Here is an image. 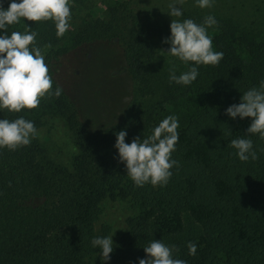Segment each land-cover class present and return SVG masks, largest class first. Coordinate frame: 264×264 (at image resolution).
Returning a JSON list of instances; mask_svg holds the SVG:
<instances>
[{"label":"trees","instance_id":"obj_1","mask_svg":"<svg viewBox=\"0 0 264 264\" xmlns=\"http://www.w3.org/2000/svg\"><path fill=\"white\" fill-rule=\"evenodd\" d=\"M248 2L246 14L195 6L176 18L202 24L212 15L218 22L207 32L223 58L201 65L188 86L168 80L170 69L179 75L188 65L163 62L159 41L170 35L171 22L134 0L110 2L103 17L87 16L62 37L51 20L26 21L47 65L73 50L79 65L71 66L68 89L49 70L53 90H62L58 97L46 95L37 108L19 113L0 111V119L23 116L39 129L48 115H58L78 152L70 168L53 160L36 136L15 151L0 149V264H101L91 240L111 233L108 223L96 227L105 199L128 200L137 210L107 264H137L153 239L174 245L173 258L187 264H264V138L247 133L250 118L225 113L264 80V0ZM6 31H25L23 18ZM115 62L123 66L116 76ZM130 78L135 94L123 102L118 95ZM111 97L126 104L117 120L108 119L116 105ZM173 114L179 139L171 158L178 165L163 187L135 186L114 159L115 133L126 130V143L143 139ZM241 137L252 140L255 160L235 155L230 141Z\"/></svg>","mask_w":264,"mask_h":264},{"label":"clouds","instance_id":"obj_2","mask_svg":"<svg viewBox=\"0 0 264 264\" xmlns=\"http://www.w3.org/2000/svg\"><path fill=\"white\" fill-rule=\"evenodd\" d=\"M183 3L184 0H171L166 13L170 17H182L183 10L178 5ZM194 3L201 9L211 8L214 0H194ZM22 18L25 31L7 34V27L20 23ZM48 20L54 23L57 37H62L70 27L69 0H10L6 9L0 5V111L19 113L24 109H35L46 95L58 97L61 94L58 86L53 90L45 56L35 46L37 33L29 31L32 26L26 23ZM217 23L212 15L206 16L202 24L190 18L171 20L170 35L162 42L170 46L166 53L188 65V70L177 75L174 69H170V84L188 86L197 79L201 65L216 66L220 62L223 53L213 50L212 37L207 32ZM225 113L233 120L250 118L247 133L264 138V80L260 81L258 87L245 91L240 102L228 106ZM178 127L179 119L173 114L164 117L143 139L137 136L126 143V130L115 133L113 147L117 155L114 159L125 166L126 175L135 186L167 185L172 176L171 169L178 165L171 158L179 139ZM36 135L33 121L23 116L11 121L0 119V149L15 151L26 147ZM230 145L242 162L257 158L250 138L232 139ZM112 236H98L91 240V245L99 249L101 264H107L111 259L110 253L114 250ZM187 246L189 254L195 255L196 244L189 242ZM174 248V245L170 247L162 240L153 239L143 247L146 255L139 258L137 264H187L185 260L173 258Z\"/></svg>","mask_w":264,"mask_h":264},{"label":"rangeland","instance_id":"obj_3","mask_svg":"<svg viewBox=\"0 0 264 264\" xmlns=\"http://www.w3.org/2000/svg\"><path fill=\"white\" fill-rule=\"evenodd\" d=\"M113 1L114 0H69L71 10L70 27L68 29L69 33L87 16L103 17L108 4ZM248 1L249 0H214L212 8L217 9L223 7L225 9H229L232 13L246 14L248 13V10L252 9L251 2ZM170 2L171 0H134V5L141 8H150L155 11L163 21L171 22V20L176 19V17H170L166 13L169 10L168 5ZM178 6L182 7L183 10L187 7L194 8L197 5L194 3V0H184V3ZM166 37L167 36L161 38L159 41L163 51V62L177 67L182 66L183 63H181L177 58L166 53L167 49L170 47L168 44L162 42ZM78 54L79 53L76 50L70 51L63 56V58L59 61V64L56 65V62L54 66L47 65L49 70H52L53 72V78L57 79L58 82L67 89L72 87V68H74V65H79L77 64V58L74 59V57H77ZM110 68L113 70L111 73L114 76L122 73L121 71H123V66H119L118 62L113 63ZM120 91L121 92L119 93L118 98H121L123 102L129 101V99L134 96L135 87L132 84L131 78L123 85V88H121ZM114 100L115 101L112 100V97L110 98V103L116 105L111 108V111H109L108 119H110L113 115L114 117L111 119L117 120L123 115L126 104L118 101L116 98ZM45 119V124L37 129L36 137L40 141L41 145L46 148L49 156L53 160L72 168L78 149L72 139L69 127L67 126L65 120L58 115H48ZM101 206L102 213L96 223V227L97 229H100L103 223L110 224L111 233L109 237L113 235L112 239L115 245L120 236L127 229V218L135 215L137 210L128 200L105 199L102 201Z\"/></svg>","mask_w":264,"mask_h":264}]
</instances>
